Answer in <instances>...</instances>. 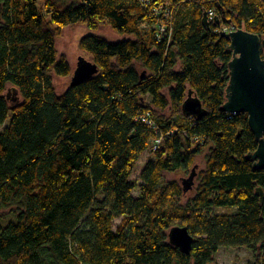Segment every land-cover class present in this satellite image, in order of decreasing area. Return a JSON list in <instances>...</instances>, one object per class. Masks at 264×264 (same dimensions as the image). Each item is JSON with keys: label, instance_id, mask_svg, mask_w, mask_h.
I'll return each mask as SVG.
<instances>
[{"label": "trees", "instance_id": "16d2710c", "mask_svg": "<svg viewBox=\"0 0 264 264\" xmlns=\"http://www.w3.org/2000/svg\"><path fill=\"white\" fill-rule=\"evenodd\" d=\"M158 1L0 0V209L16 215L0 218V264H210L222 246L264 264L259 142L248 113L222 109L233 51L217 30L264 38V0H174L164 38ZM210 11L220 22L206 26ZM77 23L91 30L79 47L99 71L58 92L55 78L73 69L57 40ZM104 24L125 38L97 34ZM190 92L205 110L198 119L183 112ZM200 156L182 203V186L164 174L188 172ZM177 225L194 237L190 253L170 242Z\"/></svg>", "mask_w": 264, "mask_h": 264}, {"label": "water", "instance_id": "95a60500", "mask_svg": "<svg viewBox=\"0 0 264 264\" xmlns=\"http://www.w3.org/2000/svg\"><path fill=\"white\" fill-rule=\"evenodd\" d=\"M203 19L206 26H209L207 12ZM216 20L220 22L219 17ZM221 34L230 39L229 48L233 51V57L229 62L230 80L222 109L229 114L248 113L250 127L259 142L258 148L251 155L255 160L254 167L264 168V57L262 55L264 38L244 28L230 32L223 31ZM98 71L99 67L93 60L81 55L73 70L70 85L80 84ZM7 96L9 98L8 92ZM13 100L16 103L19 98ZM182 108L184 113L194 115L197 119L205 113L201 100L192 96L191 92ZM197 169L198 164H195L189 176L182 179V188L185 193L194 188L198 175ZM257 193L262 200L264 195L262 187L257 188ZM169 238L170 242L180 247L183 252H191L194 237L188 227L173 226L169 231Z\"/></svg>", "mask_w": 264, "mask_h": 264}, {"label": "rangeland", "instance_id": "374dc122", "mask_svg": "<svg viewBox=\"0 0 264 264\" xmlns=\"http://www.w3.org/2000/svg\"><path fill=\"white\" fill-rule=\"evenodd\" d=\"M41 0H38L39 7H42ZM91 30L88 28V26L84 23H77L75 25H70L64 28L61 36L57 40V49L60 54H65L70 61V64L72 66V69L74 70L77 66V63L79 61V57L81 55L87 57L90 59V55L84 51H82L79 47V41L80 39L90 33ZM95 32L105 38H107L110 41L116 42L119 40H122L125 38L124 35L120 34L116 30H114L110 24H104L101 27H99ZM71 83V77H56L55 78V84L58 92H63L67 89V87ZM9 93V101L11 103H14V98L21 99L19 93L17 90H15L12 86H9L8 89ZM150 154L148 151H145L140 159L138 160L136 166L134 167L132 178H139L140 174L144 168L145 163L147 162ZM204 156H200L198 158L197 164H198V171L203 168L204 166ZM189 170L187 171H177V172H166L164 174V180L166 181H177L182 186V179L184 177H188L190 174ZM197 185V179L196 184L194 188L190 191H188L183 199L182 203H186L190 197L193 196L195 193ZM135 196L138 195V192L135 191L133 193ZM223 209H226L229 212H234V207H223ZM3 217L2 223L5 225L9 223L10 221L14 220L16 215L11 209H0V218ZM121 217L115 219V228L120 223ZM254 260L253 252L248 250L247 248H235L230 246H222L219 248L215 260L210 264H251Z\"/></svg>", "mask_w": 264, "mask_h": 264}, {"label": "built area", "instance_id": "2783aa9c", "mask_svg": "<svg viewBox=\"0 0 264 264\" xmlns=\"http://www.w3.org/2000/svg\"><path fill=\"white\" fill-rule=\"evenodd\" d=\"M156 0H142L145 4H150ZM177 1V0H176ZM186 1V0H183ZM174 0H159L158 4L154 7L155 15L157 16L158 23V32L159 36L161 38H164L166 36L172 35L173 28H174V19H173V11H174ZM209 21L215 20L218 16L216 15L215 11H210L208 14ZM218 31H225L230 32L232 30H236L235 27L230 26H224L222 25L220 28L217 29ZM149 122L152 124V121L149 120ZM160 142V139L157 140V143Z\"/></svg>", "mask_w": 264, "mask_h": 264}]
</instances>
